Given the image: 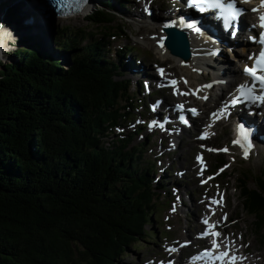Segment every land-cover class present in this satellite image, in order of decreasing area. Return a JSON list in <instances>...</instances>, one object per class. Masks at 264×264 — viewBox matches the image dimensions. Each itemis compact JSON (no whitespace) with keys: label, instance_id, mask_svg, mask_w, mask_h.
I'll list each match as a JSON object with an SVG mask.
<instances>
[{"label":"trees","instance_id":"trees-1","mask_svg":"<svg viewBox=\"0 0 264 264\" xmlns=\"http://www.w3.org/2000/svg\"><path fill=\"white\" fill-rule=\"evenodd\" d=\"M114 2L100 0L84 17L88 24L113 25ZM86 31L56 29L58 47L73 57L69 67L26 50L0 71V264H118L132 241L159 242L145 227L166 199L161 184L152 187L155 164L141 165L146 143L132 147L131 135L102 142L132 118L124 64L108 58L103 36L80 47L93 37ZM215 161L226 163L224 156ZM248 180L242 173L238 189L260 232L264 177L255 189Z\"/></svg>","mask_w":264,"mask_h":264},{"label":"rangeland","instance_id":"rangeland-1","mask_svg":"<svg viewBox=\"0 0 264 264\" xmlns=\"http://www.w3.org/2000/svg\"><path fill=\"white\" fill-rule=\"evenodd\" d=\"M0 1L4 2V0H0ZM114 1H115L114 4L117 9L116 12L113 13L114 23L111 26H102L96 28V26L88 24L87 20L84 18L85 15L73 20H61L59 19V17H56L55 28H53V30L43 32L36 26L35 23L31 25L28 23L24 24L25 19L30 11V3L27 2L26 0L25 1L19 0V2H22L23 4L22 6L24 11H26L29 8V11H27L28 13L25 12L24 16H23L24 13H20V12L18 13V15L21 18V26L25 28H30V31H27V33L30 34V36H28L27 38V35H24L20 31L16 36V38L14 37L12 38L10 37L11 33L3 32V30L0 29V71L3 70V67L6 64H10L12 60L15 59H16L15 61L19 60V57L17 56L18 52L23 53L26 50H31V49H35L39 53L45 54L51 57L52 59H54L55 61L64 60L66 64L65 67H69L73 57L69 54L70 52H64L63 50H61L57 45L58 43L55 42L53 38L62 40V37L60 35L58 36L57 33H55L56 29L57 31H60L64 28L76 27L80 29V31L87 30L86 32H91L93 34V37H88L84 41L79 40L80 47L86 45L91 41L99 40L100 37L103 36L105 41L104 52L107 54L108 58L111 59L113 62H117V64H124V66L126 65L125 72H127L128 69L127 67H130L132 71H140L139 73L144 72L145 70L138 65V60L143 59L144 61L143 67L147 68L153 64L155 74H156V65H159L167 68V72L170 77L175 78L177 76L176 78H181L183 73L181 69L174 64L172 59L164 60L158 54L156 48L157 44L155 41L159 37H155L154 33L156 32L158 34V31H161V29L160 30L148 29L147 28V26H149L148 24L131 22L137 19H141L139 17V14H137V16L135 15L134 16L132 15L133 17L131 16V10L138 11L137 10V8L139 7L138 3L141 1L129 0L128 2L125 3V7L120 6L116 2V0ZM150 1L154 2L156 6L155 8H159V6H162L166 2L164 1L163 3V0H150ZM94 5H93L94 7H92L93 9L89 10L86 13L87 15L90 14L95 9H99L102 6L100 3H98V1H95ZM139 11L141 12L140 15L146 16L141 11V7ZM153 12H155V18L153 17V20L156 21L157 16L160 14L157 11H153ZM149 22L150 21H147V23ZM21 26L19 24L18 27L14 26L15 30L22 28ZM110 32L116 33L117 37L105 38V36H107L108 33ZM33 35H38V36H35V38L33 39ZM40 35L42 37H40ZM23 37H25L26 40H22ZM17 38L20 39L18 40ZM150 38H153L154 41L152 39L150 40ZM34 40L35 43H32ZM38 42L40 44L41 42H43L44 47L38 48ZM127 47L133 49V52L131 54H127V52L123 54L122 50H124ZM3 50L5 51V54ZM225 50L223 52V55L220 56L221 57L220 59L222 61L223 60L227 61L224 62L223 64L226 65L227 63L228 66L230 67L232 66L236 67V64L233 62V59L234 61H236L233 55V51L227 50L225 52ZM1 53H3L4 56H2L3 54ZM56 55H58L59 59L56 58L57 57ZM130 57L131 60L130 62L127 63ZM132 58L133 59L137 58V60H132ZM122 71H124V68L121 69L120 73H122ZM121 75L122 76H120V79H125L130 82L129 84L130 98L135 102H137V109H133L132 114L133 116L137 117L141 114V112L145 111L144 104L141 103L139 104L138 99L148 104L152 102L153 99H147L144 97L143 94L138 95L137 92L139 89L138 82L134 78H131L128 75L125 74H121ZM204 78L202 80H200L199 78V82L200 83L207 82V79ZM181 79L183 81H187L186 84L189 83L190 85L192 83L189 82V80L186 79L185 77H182ZM181 79H179V82L181 81ZM203 80L204 82H201ZM181 88L183 90H186V87L183 85H181ZM171 95L172 93L170 94V96L169 95L167 96L171 97ZM226 97L224 100H226ZM222 99L223 98L219 100L217 96L214 97V100L221 101ZM177 101H179V99L177 98L175 99L173 98L171 100L172 103H175ZM131 102L132 101H130V103ZM127 104H128L127 101H123L121 103L122 106H125ZM140 105L141 107H139ZM208 106L209 107L207 109H204L206 111L205 112L206 119L208 117V113L213 110L211 104H209ZM128 110L129 109L127 110L125 109L122 111L123 113H125ZM131 124H134V119L131 120ZM231 130L232 129L230 125L228 124L221 125L219 126L218 138L211 139V141L209 142H202V143L199 142V134L201 133V131L200 130L195 131L194 133L195 147L193 150H191L187 146L188 143L187 141L189 140L188 132L184 134L186 143L184 142V145L183 146L181 145V148L176 151L170 152V149H165L164 152H162L163 150H161L162 145H161L160 135L155 136L154 139L152 138L149 141V143L146 144V146L143 149V156H142L143 160L141 161V165H143L144 167L145 163L150 161L155 163L156 168L154 169V171H152V174L150 176V178L152 179L151 183L153 188L157 184L156 179H158V176L163 174L167 167L171 168V170H169L171 173L168 174L169 175L168 177H170V179H165V180L163 179V182L161 183V185H163V187L165 188V190L162 189V196H166L167 203L165 201L166 203L165 204L162 201V204L158 205L156 209V214H154L153 216L154 224L153 225L148 224L145 227V230L147 232L149 231L151 232V230L155 229V231H157L158 233L159 239H160V235L163 232V235L169 236L170 240H189V238H192L197 234L198 232L197 228H192L191 226L193 221L195 220L197 221V217H195L194 215H198V214L202 215V212L200 211L197 212L195 211V209H193L192 210L193 214H192V212L189 213L190 210H188V208H190V201L192 200V195L195 196V198L197 197L198 199H203L204 191L206 190V188H202L201 186H199V188L197 187V189L195 190L194 188H192V186H186L190 184L192 181L191 176L188 173L189 172L188 167L191 166V164L193 165L196 164L195 155L199 151V149L201 150L205 147H208V145H213L217 148H222V146H225L226 143L231 145V138H232ZM109 132H110L109 135H106L105 138L102 139V142L106 147H109L113 143L117 142V140L123 134L126 135V133L127 134L133 133V131L126 130L125 133L121 134V132H118L115 129ZM149 135H154V134H149L148 132L145 131L138 132L136 135L133 136L134 138L132 139V144H131L132 147L138 146L140 143L146 141V138ZM177 141L178 140H174L175 143H177ZM189 142H192V140ZM183 147H186L187 152L181 155V157H179V155L182 153ZM160 152L164 153L163 156H161ZM224 156H225L224 157L225 161L228 164V167L222 171L219 170L221 165L217 166V167L220 166L218 169L215 166L214 155L206 157V160L209 162L211 168H213L212 171L217 176V181L211 184V186L208 187L209 189L207 188L208 189L207 191L213 193H217L218 191L220 200H222L223 196L224 198L226 196L227 201L224 202V207H225L224 214L227 215V223L225 224V227L229 233H233L234 242L237 248L242 252L249 253L247 254L246 264H264V227L260 230V232L257 231L254 223L255 221L254 217L248 215L243 208V203L238 189V185H239L238 178H240L241 174L244 172L248 173L249 187L251 189L257 188L256 179L261 176L264 177V155L260 156L257 153H253L248 160L244 161L238 158L235 155V152L232 150L229 151ZM193 168H195V165L193 166ZM195 169L197 170V166ZM183 170H187V174L183 178H180L179 172ZM175 182L181 183L184 186L182 187L179 185H175L173 187V183ZM177 186H179L180 189H178ZM172 189L175 192L181 194V197H179L180 198L179 201L181 202V208L179 213L175 212L174 206L175 204L177 203L179 204L180 202L177 200L178 198H174L172 194L173 192ZM176 189H178V191ZM179 190L181 192H179ZM197 203L198 202L194 201L193 206L196 209L200 210L201 207L198 206ZM201 204H202L201 206H203V203ZM169 228H171V231H168ZM133 237L134 236H129L128 238L132 239ZM142 238H143L142 239L143 242L139 244L136 243L132 245L133 241L130 243L128 253H123V255L117 259L118 264H141L144 261H149L150 259L154 258V256H159L160 258L162 257L164 251L162 248H160V245H157V242L152 244L149 242L148 238L146 237H142ZM236 239L240 245H237ZM189 251H193V250L189 249ZM132 259L133 262L131 263Z\"/></svg>","mask_w":264,"mask_h":264},{"label":"bare ground","instance_id":"bare-ground-1","mask_svg":"<svg viewBox=\"0 0 264 264\" xmlns=\"http://www.w3.org/2000/svg\"><path fill=\"white\" fill-rule=\"evenodd\" d=\"M26 1H28V0H26ZM94 2L95 1L92 0L87 5V8L85 10V13L88 12L90 9H93L92 7L95 6L94 5ZM22 5H23L22 2H19V0H7V1L4 0V2L0 1V16H2L5 13V12H3L4 10H7L8 11L7 14L9 16V20L12 21L11 23L9 22V23L6 24L7 27H9V28L12 27L11 26L12 23L16 27H18V24L21 26V18L19 17L18 13L19 12L20 13H23L24 9H23V6ZM139 9H140V6L137 8L138 11H136V10L132 11L131 10V16L132 15L133 16L134 15L137 16V14H139V17L141 19H137V21H145V20L146 21H150L153 24V27L152 28L154 30H160V29L161 30H164V27L162 26V25H164V23H161V22L163 20H165V19L170 18L169 17L170 16L169 12H167V13L165 12L166 15L168 16L167 18L163 17L164 14L162 12H159L160 15H158L157 18H156V21H154L153 20V17L155 18V12H153L151 14V16H148L146 14H145L146 16H142V15H140L141 12L139 11ZM133 12H136V13H133ZM1 19H2V17H0V21H2ZM59 19H61V18H59ZM61 20H63V19H61ZM20 31L24 35H27V38H28V36H30V34L27 33V31H30V28L22 27V28H19L18 30H13V32L10 34V37L16 38V36L18 35V33ZM216 31H217V29H216ZM217 33L219 34L218 31H217ZM158 34H159V31H158ZM220 35H222L224 37V34H220ZM35 36H38V35H33V39L35 38ZM161 36H165V33L164 34H161L160 37ZM40 37H42V36L40 35ZM22 40H26L25 37H23ZM158 41H160V39L156 40L155 42L157 43ZM191 41H192V44H190V46L193 47V48L194 47L197 48L198 49L197 52L199 54H201L202 59L204 60L202 66H206V67L212 68V70H211L212 73L211 74H214L215 75L213 82L216 81V83H218L217 80L225 79V77L228 78L227 86L224 87V88H222V89L221 88L218 89V91L215 92V95L214 96H212V94H211L210 100L207 103H205V101H204L205 99L204 98H201V97H206V96H208V93H210L211 90H210V86L208 84L209 82L207 83V82H204V80H203V82L206 83V86L207 87L206 88L205 87H201V85L203 83H200L199 82V78H200V80H202L206 75L200 74V72H199L200 71V67L197 66L196 61L193 58H191L190 61L183 62L180 58H177V57H174V56L170 55L169 51L166 49L165 46H163L161 48H158V47H156V48H157L158 54L161 56V58H163L164 60H166V59H172V61L174 62V64L178 68L181 69V71L183 73L182 74V77H185L186 79L189 80V82H192L190 85L188 83L187 86H190V88L192 89V92H197L199 94V96L197 98L198 99L197 101L201 104V106L204 109H207L209 107L208 105L211 104L212 105V108H214L213 111H216L218 108H220L222 106L221 102L224 100V97H225L224 95L226 93H229V94L232 93L233 88L235 87V84H236V80L235 79L238 78V77H241L242 75L239 72L238 67H235V66L234 67L233 66L230 67V66H228L227 63H226V65L223 64L224 62H227V61H224L223 60L221 63H219V65L216 64V61L215 60H219V57L221 55H223V52H224V50H221V49L224 48L222 43L217 44L215 49L211 47L210 50H206L202 45H199L195 41L194 38H191ZM227 41L229 42V46L232 49L234 42H231L229 39ZM32 43H35V40ZM40 47H44V43L43 42H41V44L38 42V48H40ZM219 50H221V54L220 55H215V57L212 56V55L209 56V53H211L212 51L218 52ZM3 52L5 53L4 50H3ZM1 54H3V53H1ZM2 56H4V54ZM237 57L238 58H236V59H240L241 56L238 55ZM214 67H215V69H214ZM127 68H128L127 70L129 72V74L132 75V76H134V77H136V78H142L145 75L144 72L139 73L140 71H132L130 67H127ZM224 74H225V76H224ZM220 75H222V76L220 77ZM166 78H168V77H166ZM175 80L177 81V78H175ZM177 82H178V84L180 83L179 81H177ZM211 87L214 88V85L212 83H211ZM176 92L177 93H180L181 92V90H179V87L176 88ZM229 94H226V95H229ZM215 96H217L219 100L221 98H223V99L221 101L214 100V97ZM166 98H170V97L166 96ZM179 98L182 99V100L185 99V98H183L181 96ZM161 110L164 111V113L166 115L174 116V114H173L172 110L170 109L169 105L167 104V102H163L162 107H161ZM156 113L157 112H155V118H157L156 117ZM159 118H161V120H162L163 119V115H160L159 114ZM199 119L202 122H208V121H206L207 120L206 117H204V113H201ZM257 123H258V125H259L260 128H264V121L263 120L258 119L257 120ZM210 131H211V129L209 128V130H203V132L201 134H203V133L204 134L205 133H209ZM259 134L262 136V131L258 128L257 131H256V133L255 134H252V136H251L252 137L251 144L253 145V148H256V153H259V150H260V154L259 155L262 156V155H264V142H263V140H262V138H261V136ZM180 139H181V136L174 138V140H180ZM259 144H260V147H258ZM262 144H263V146H262ZM181 145L183 146L184 143L182 142ZM187 146L191 150H193L194 147H195V143L193 141L192 142H188L187 143ZM186 152H187L186 147H183L182 153L179 155V157H181V155L185 154ZM194 165H196V164H194ZM194 165L191 164V166L188 167V171H189L188 173L190 174V176H192V172L194 171V168H193ZM177 188L180 189L179 186H177ZM178 189H176V190L178 191ZM179 192H181V191L179 190ZM197 205L200 206V207H202L201 206L202 205L201 203H197ZM191 227L192 228H198V220L197 221L196 220L193 221ZM193 243L195 244V242H193Z\"/></svg>","mask_w":264,"mask_h":264},{"label":"snow or ice","instance_id":"snow-or-ice-1","mask_svg":"<svg viewBox=\"0 0 264 264\" xmlns=\"http://www.w3.org/2000/svg\"><path fill=\"white\" fill-rule=\"evenodd\" d=\"M200 2H202V3L211 2V3H214L216 5H220L221 7H223L222 0H200ZM186 3L189 6H194L195 0H186ZM237 3L247 4V3H249V0H231V2H229L227 4V14L225 15V18H224L225 22H228V20L230 18L234 19V18L240 16L244 11H246L243 8L237 7L236 6ZM260 9H264V0H261ZM260 9L253 8L252 11L253 12H259V27L261 29H264V11H261ZM168 26H170V25H166V27H168ZM186 27H188L190 29H194L197 33H200V31H201L200 28L197 27L194 23H188V24H186ZM232 34L234 35L235 33H232ZM261 35L264 36V32H262ZM260 55H261V63H262V65H264V52H262ZM244 71L249 73L251 76L256 77V79H258L259 81L264 82V75H258L257 69L251 68V67H245ZM161 72H163L162 69H161ZM172 83H173V85H175L176 81H172ZM185 83H187V81H185ZM241 90H243V86H242ZM201 98L206 99L205 97H201ZM235 102L236 101L233 100V104ZM226 108H227V105H225L223 108H220L218 110V112L212 113V116L216 117L219 114L224 113ZM192 111L195 112L196 110L192 109ZM184 122L186 123L187 121H184ZM240 131L242 133V139L239 141H233V143L234 144L239 143L240 147L243 149L245 158H247L249 151L253 148V145L250 142L248 130L243 125H240ZM224 151H227V149H224ZM198 159H199V157H198ZM222 170L223 169H221V171ZM213 203H217V201L214 200ZM226 218L227 217L225 214L223 219H226ZM204 223L208 224L207 219L204 221ZM214 227H215V225H208V229L204 233H202L201 235H203V236L211 235L212 237H219L220 233L212 230V229H214ZM212 246L213 247L211 250L206 249L202 253V255L205 257H208L214 261L215 260L223 261L224 259L227 258L229 260V264H236L237 260H243L244 259V257H238L235 255L230 256L229 251L220 250L221 246L217 243L216 239L212 240ZM173 251H176V249H173Z\"/></svg>","mask_w":264,"mask_h":264},{"label":"water","instance_id":"water-1","mask_svg":"<svg viewBox=\"0 0 264 264\" xmlns=\"http://www.w3.org/2000/svg\"><path fill=\"white\" fill-rule=\"evenodd\" d=\"M31 1L32 2L30 5V11L25 19L26 23H31V24L35 23L36 26L43 32L53 30V28H55V18L57 17V15L52 3L48 0H31ZM3 12L5 13L2 16H0L2 17L1 19L2 21L0 22V29L3 30V32L12 33L13 30H15L14 27L15 25L12 23L11 25L12 27L10 28L7 27L6 24L9 22L11 23L12 21L9 20V16L7 14L8 11L4 10ZM167 34H168V39L166 42L167 50L170 52L172 56L180 58L184 62H188L191 58V53L186 35L182 33H178L175 29L172 28L167 29ZM31 50H35V49H31ZM56 56L54 57L59 59L58 55ZM15 60H12L11 62L14 63Z\"/></svg>","mask_w":264,"mask_h":264},{"label":"flooded vegetation","instance_id":"flooded-vegetation-1","mask_svg":"<svg viewBox=\"0 0 264 264\" xmlns=\"http://www.w3.org/2000/svg\"><path fill=\"white\" fill-rule=\"evenodd\" d=\"M0 119H3L2 117Z\"/></svg>","mask_w":264,"mask_h":264}]
</instances>
